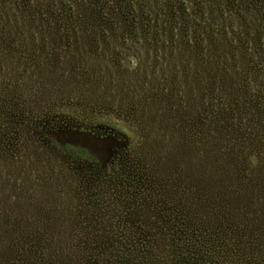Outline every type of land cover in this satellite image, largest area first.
Returning a JSON list of instances; mask_svg holds the SVG:
<instances>
[{
    "label": "rangeland",
    "instance_id": "374dc122",
    "mask_svg": "<svg viewBox=\"0 0 264 264\" xmlns=\"http://www.w3.org/2000/svg\"><path fill=\"white\" fill-rule=\"evenodd\" d=\"M191 1L0 0V264H264V0Z\"/></svg>",
    "mask_w": 264,
    "mask_h": 264
},
{
    "label": "trees",
    "instance_id": "16d2710c",
    "mask_svg": "<svg viewBox=\"0 0 264 264\" xmlns=\"http://www.w3.org/2000/svg\"><path fill=\"white\" fill-rule=\"evenodd\" d=\"M183 1L187 3V6L190 5V7H192L193 3H192L191 0H183ZM209 13H210V18L213 19V17L211 16L213 14L211 12H209ZM142 16H144L143 19L145 21L147 19V17H148V14H146V12H142ZM230 92L232 93L233 90H230ZM259 105L260 104H259V102L257 100H252V101H250V107H246L245 109L249 110L251 112V114H252V113H254L255 108H258ZM263 114H264V112H263ZM59 117H57V118H59ZM252 117H253V114H252ZM58 121H60L59 125L62 124L63 127H65L66 132L67 131H72V132L80 133L82 131H85V132H87V134H94L95 133V129L93 127H92V129L90 127L84 128L83 126H78V128L72 127V126H70L69 120L65 119V118H63V120H58ZM57 125L58 124H53V125L49 124V127L51 128V131H53L52 136L54 134H56L55 131H56ZM106 132H108V131H106ZM63 143L64 144H63L62 148L65 149V151H67L70 155L75 156L77 161L80 162L81 164H84V165L87 164V165H90V166L95 164V160L91 156V154L86 150V148L84 146H82L78 142H76V141H68V142L65 141L64 142L63 141ZM246 147H249V146H246ZM251 147L254 149L253 145Z\"/></svg>",
    "mask_w": 264,
    "mask_h": 264
}]
</instances>
